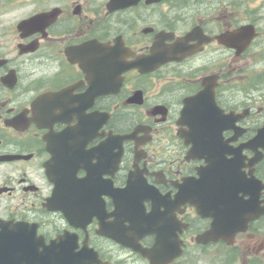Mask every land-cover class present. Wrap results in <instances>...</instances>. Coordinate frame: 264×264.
I'll use <instances>...</instances> for the list:
<instances>
[{
    "label": "flooded vegetation",
    "instance_id": "1",
    "mask_svg": "<svg viewBox=\"0 0 264 264\" xmlns=\"http://www.w3.org/2000/svg\"><path fill=\"white\" fill-rule=\"evenodd\" d=\"M0 264H264V0H0Z\"/></svg>",
    "mask_w": 264,
    "mask_h": 264
}]
</instances>
